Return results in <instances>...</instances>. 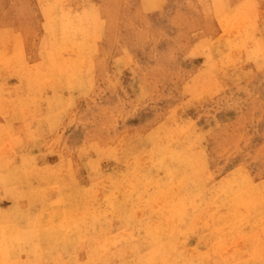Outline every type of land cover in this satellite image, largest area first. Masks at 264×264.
<instances>
[{
	"label": "bare ground",
	"instance_id": "1",
	"mask_svg": "<svg viewBox=\"0 0 264 264\" xmlns=\"http://www.w3.org/2000/svg\"><path fill=\"white\" fill-rule=\"evenodd\" d=\"M32 3L11 0L0 7V34L3 25L12 30L4 32L7 40L0 36V47L14 37L11 51L0 60L6 71L15 68L17 80L11 93L0 92V108L6 98L13 99L20 119L27 114L23 108L38 114L35 110L55 107L58 113L48 119L53 126L60 108L76 107L75 86L95 88L113 61L126 62L134 49L130 34L116 28V12L104 3L86 16L74 19L73 14L69 22L43 10L44 23L33 22ZM241 13L248 23V9ZM13 31L25 32L28 55L20 52ZM135 38L146 43L142 35ZM174 51L169 46L157 60L161 71ZM95 55L102 64L86 65ZM158 128L140 137L150 145L151 163L142 164L147 151L136 149L135 162L106 171L108 187L95 174L102 160L99 142L89 143L87 150L82 142L74 144L79 148L71 151L65 170L30 149L19 169L0 171V264H128L127 252L145 255L137 264H264V184L236 171L210 188L213 148L195 152L192 141H174L175 132L168 137ZM4 137L0 131V146ZM97 196L103 197L99 204ZM8 198L12 208L6 207ZM102 221L121 228L125 240L102 244L95 236ZM154 249L157 258L151 256Z\"/></svg>",
	"mask_w": 264,
	"mask_h": 264
},
{
	"label": "rangeland",
	"instance_id": "2",
	"mask_svg": "<svg viewBox=\"0 0 264 264\" xmlns=\"http://www.w3.org/2000/svg\"><path fill=\"white\" fill-rule=\"evenodd\" d=\"M9 1L0 0V7ZM101 3L116 12L119 32L126 37L130 34L134 55L120 64L114 60L110 73L100 78L102 82L95 88L75 86L76 107L60 108L61 116L54 118L53 126L48 119L58 113L55 107L53 112L35 110L38 114L23 108L27 114L19 119L13 99L6 98L8 103L0 108V131L5 134L0 171L19 169L30 149L50 164L58 161L65 170L71 151L79 148L74 144L82 142L87 150L89 143L99 142L102 160L95 174L108 187L106 171L135 162L136 149L147 151L142 164L151 163L150 145L143 144L140 137L158 126L165 136L175 132L174 141H192L195 152L213 148L216 162L210 188L236 171L263 185L264 0H33L29 9L35 23L46 22L43 10L69 22L73 14L74 19L78 14L86 16ZM246 8L248 23L241 13ZM11 15L21 17L15 12ZM220 15L227 22L220 20ZM2 30L0 36L5 41L4 32L12 30L7 25ZM137 35L144 36L146 43L137 42ZM13 36L18 37L20 52L28 55L25 32L13 31ZM13 38L4 45L2 42V59L11 51ZM171 45L175 47L173 59L161 71L157 60L161 61ZM1 60L0 92L8 95L17 83L16 72L13 66L6 71ZM102 62V57L95 55L86 65ZM102 198L97 196L98 204ZM5 203L12 208L11 198ZM124 235L121 228L102 221L95 236L102 244L113 246L123 242ZM170 254L168 251L167 256ZM144 256L127 252L125 261L137 264ZM151 256L157 258L158 251L154 249Z\"/></svg>",
	"mask_w": 264,
	"mask_h": 264
}]
</instances>
